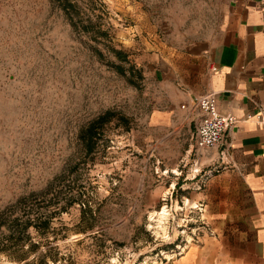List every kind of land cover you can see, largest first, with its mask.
<instances>
[{"label":"rangeland","instance_id":"rangeland-1","mask_svg":"<svg viewBox=\"0 0 264 264\" xmlns=\"http://www.w3.org/2000/svg\"><path fill=\"white\" fill-rule=\"evenodd\" d=\"M102 2L115 48L129 51L142 74L136 85L48 0H0V210L60 176L59 196L82 197L88 208L75 201L54 219L58 237L67 233L54 243L57 264H171L208 224L189 204L197 183L183 189L165 171L182 163L165 155L181 151L149 115L166 80L187 79L189 56L216 40L233 0ZM108 108L129 128L115 116L86 153L79 130ZM0 264L12 263L0 253Z\"/></svg>","mask_w":264,"mask_h":264},{"label":"crops","instance_id":"crops-1","mask_svg":"<svg viewBox=\"0 0 264 264\" xmlns=\"http://www.w3.org/2000/svg\"><path fill=\"white\" fill-rule=\"evenodd\" d=\"M258 0H233L216 40L189 56L187 79L166 80L150 112L155 129L173 136L174 158L165 171L192 187L210 232L171 264H264V32ZM196 60L204 61L197 70ZM211 66L216 69L212 70ZM213 92L218 110L237 121L220 145H195L198 112L193 98ZM158 155V146H156Z\"/></svg>","mask_w":264,"mask_h":264},{"label":"trees","instance_id":"trees-1","mask_svg":"<svg viewBox=\"0 0 264 264\" xmlns=\"http://www.w3.org/2000/svg\"><path fill=\"white\" fill-rule=\"evenodd\" d=\"M48 1L51 9L62 16L72 31L103 43L115 59L108 61L109 64L128 82L137 84L134 78L141 79L142 74L132 63L129 51L121 46L115 48L113 25L105 17L107 11L102 0ZM91 47L98 50L96 45ZM98 54L102 55L100 52ZM115 116H119L126 129L129 128L126 116L117 115L116 111L108 108L79 130L78 137L86 153L95 149L103 127ZM59 180L60 176L55 177L42 190L23 195L0 210V253L12 264H57L62 260L58 255V245L54 243L67 237V233L58 237L53 226L54 219L67 211L75 201L81 204V209L88 208V203L82 197L76 199L72 194L61 198L57 189ZM50 236L52 239H49Z\"/></svg>","mask_w":264,"mask_h":264},{"label":"built area","instance_id":"built-area-1","mask_svg":"<svg viewBox=\"0 0 264 264\" xmlns=\"http://www.w3.org/2000/svg\"><path fill=\"white\" fill-rule=\"evenodd\" d=\"M211 69L215 70L216 67L211 66ZM192 102L198 112L195 132L196 147L202 149L220 145L226 130L236 123V117L218 110L216 96L213 92L196 96ZM258 119L264 124V115H260ZM208 231L212 232L209 229Z\"/></svg>","mask_w":264,"mask_h":264},{"label":"bare ground","instance_id":"bare-ground-1","mask_svg":"<svg viewBox=\"0 0 264 264\" xmlns=\"http://www.w3.org/2000/svg\"><path fill=\"white\" fill-rule=\"evenodd\" d=\"M161 213V212H160ZM161 216V215H160Z\"/></svg>","mask_w":264,"mask_h":264}]
</instances>
